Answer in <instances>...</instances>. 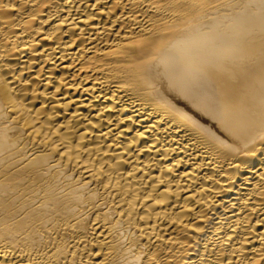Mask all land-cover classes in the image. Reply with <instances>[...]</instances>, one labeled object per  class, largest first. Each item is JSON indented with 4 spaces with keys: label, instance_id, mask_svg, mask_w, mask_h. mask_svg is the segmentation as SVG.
<instances>
[{
    "label": "bare ground",
    "instance_id": "obj_1",
    "mask_svg": "<svg viewBox=\"0 0 264 264\" xmlns=\"http://www.w3.org/2000/svg\"><path fill=\"white\" fill-rule=\"evenodd\" d=\"M0 264H264V0H0Z\"/></svg>",
    "mask_w": 264,
    "mask_h": 264
}]
</instances>
